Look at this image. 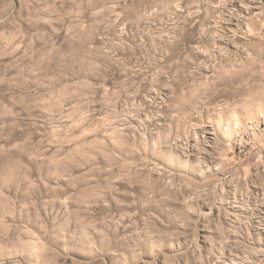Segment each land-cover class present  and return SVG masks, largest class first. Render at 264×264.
I'll list each match as a JSON object with an SVG mask.
<instances>
[{
	"label": "rangeland",
	"instance_id": "obj_1",
	"mask_svg": "<svg viewBox=\"0 0 264 264\" xmlns=\"http://www.w3.org/2000/svg\"><path fill=\"white\" fill-rule=\"evenodd\" d=\"M0 264H264V0H0Z\"/></svg>",
	"mask_w": 264,
	"mask_h": 264
}]
</instances>
